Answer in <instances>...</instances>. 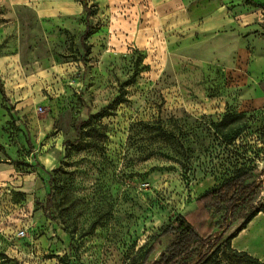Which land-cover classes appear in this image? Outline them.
<instances>
[{
	"label": "rangeland",
	"instance_id": "obj_1",
	"mask_svg": "<svg viewBox=\"0 0 264 264\" xmlns=\"http://www.w3.org/2000/svg\"><path fill=\"white\" fill-rule=\"evenodd\" d=\"M86 1L0 0V264H153L264 168V0ZM232 247L264 262V214Z\"/></svg>",
	"mask_w": 264,
	"mask_h": 264
},
{
	"label": "trees",
	"instance_id": "obj_2",
	"mask_svg": "<svg viewBox=\"0 0 264 264\" xmlns=\"http://www.w3.org/2000/svg\"><path fill=\"white\" fill-rule=\"evenodd\" d=\"M79 1L91 16V9L86 0ZM264 8V7H263ZM93 34L92 27L87 26L83 41ZM0 93L3 99L10 103L6 88L0 78ZM122 101L117 99L116 105ZM108 107V108H112ZM110 113L105 109L91 115L82 126L90 124L97 117H106ZM264 162V159H263ZM264 185V168L261 171L240 170L222 184L203 193L196 200V210L185 216L179 215L162 230L161 236L171 237L167 249L161 253L160 259L153 264H210L223 258H235L246 264H264L249 255L239 252L232 247V241L247 229L248 225L260 214H264V201L252 205ZM54 207V193L47 199L46 211L50 214ZM247 211L244 222L230 236L229 231L234 227L238 213ZM220 215L215 222L214 216ZM155 251L151 247L146 253L148 258Z\"/></svg>",
	"mask_w": 264,
	"mask_h": 264
},
{
	"label": "crops",
	"instance_id": "obj_3",
	"mask_svg": "<svg viewBox=\"0 0 264 264\" xmlns=\"http://www.w3.org/2000/svg\"><path fill=\"white\" fill-rule=\"evenodd\" d=\"M77 1V0H76ZM79 3V2H78Z\"/></svg>",
	"mask_w": 264,
	"mask_h": 264
}]
</instances>
